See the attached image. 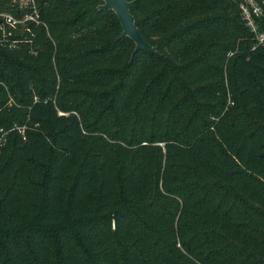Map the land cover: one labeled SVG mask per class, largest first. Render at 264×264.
<instances>
[{
  "label": "trees",
  "instance_id": "1",
  "mask_svg": "<svg viewBox=\"0 0 264 264\" xmlns=\"http://www.w3.org/2000/svg\"><path fill=\"white\" fill-rule=\"evenodd\" d=\"M101 3L0 42V264H264V41L238 0H134V53Z\"/></svg>",
  "mask_w": 264,
  "mask_h": 264
},
{
  "label": "built area",
  "instance_id": "2",
  "mask_svg": "<svg viewBox=\"0 0 264 264\" xmlns=\"http://www.w3.org/2000/svg\"><path fill=\"white\" fill-rule=\"evenodd\" d=\"M9 1L14 9L25 13L18 17L9 10H0V42H8L11 47H17L25 41L27 22L41 23L40 14L36 0ZM238 5L244 21L257 34L258 42H263L264 33L258 32L256 20L264 14V0H238Z\"/></svg>",
  "mask_w": 264,
  "mask_h": 264
},
{
  "label": "water",
  "instance_id": "3",
  "mask_svg": "<svg viewBox=\"0 0 264 264\" xmlns=\"http://www.w3.org/2000/svg\"><path fill=\"white\" fill-rule=\"evenodd\" d=\"M133 4L134 0H103L98 7L101 10H113L118 15L123 28L122 36H129L136 44L134 53L139 50L156 51V47L146 40L136 24L135 16L131 11Z\"/></svg>",
  "mask_w": 264,
  "mask_h": 264
}]
</instances>
